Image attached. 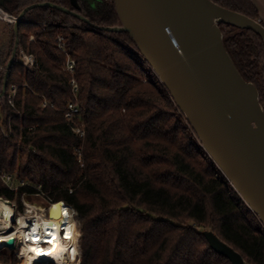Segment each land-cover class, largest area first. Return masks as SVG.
I'll return each mask as SVG.
<instances>
[{
	"label": "trees",
	"instance_id": "trees-1",
	"mask_svg": "<svg viewBox=\"0 0 264 264\" xmlns=\"http://www.w3.org/2000/svg\"><path fill=\"white\" fill-rule=\"evenodd\" d=\"M45 1L72 9L91 24L49 6L25 13L19 45L36 54L39 68L28 70L17 57L12 64L8 82L20 85L19 109H2L14 134L5 136L0 125V171L30 179L53 202L77 208L79 264H234L211 247L205 230L217 233L247 264H264L259 215L207 153L130 33L99 29L121 24L114 0H77L79 6L71 0H5L3 5L19 15ZM214 1L264 25L254 0ZM10 25L8 39L0 41V92L17 37ZM220 28L224 46L241 76L256 85L264 106L263 37L229 23ZM59 35L77 60L84 138L65 118L73 96ZM45 99L54 106H42ZM18 190L0 179V195L11 199L37 191ZM0 260L18 264L20 258L0 250Z\"/></svg>",
	"mask_w": 264,
	"mask_h": 264
},
{
	"label": "water",
	"instance_id": "water-1",
	"mask_svg": "<svg viewBox=\"0 0 264 264\" xmlns=\"http://www.w3.org/2000/svg\"><path fill=\"white\" fill-rule=\"evenodd\" d=\"M94 4V0H89ZM5 0H0L3 5ZM71 2L79 6L77 0ZM117 26L99 29L128 32L172 93L207 153L215 160L264 224V106L256 85L241 76L226 46L220 23L252 29L264 39V25L214 0H114ZM59 8L91 24L89 18L60 4H31L14 23L16 41L7 64L2 97L19 46V26L35 7ZM211 247L234 264H247L240 252L217 233L205 230ZM9 246L8 244H5Z\"/></svg>",
	"mask_w": 264,
	"mask_h": 264
},
{
	"label": "built area",
	"instance_id": "built-area-1",
	"mask_svg": "<svg viewBox=\"0 0 264 264\" xmlns=\"http://www.w3.org/2000/svg\"><path fill=\"white\" fill-rule=\"evenodd\" d=\"M16 14L8 11L4 5H0V19L7 22L8 24L12 23L14 24L17 20ZM35 37L34 35L31 36V40H33ZM57 46L60 50H62L66 54V61L63 64L64 69L71 74V81L70 85L72 87V96L73 99H71L65 108V118L66 122L69 127L72 128L73 132L77 133L80 135L82 138L86 136V129H85V123L83 119V114L81 111V104H80V96H79V91H80V82L77 80L76 77V70H77V60L74 57V55L70 52L68 46H67V41L65 36L59 35L57 38ZM18 54H17V60L28 70H35L38 69V59L35 53L28 51L27 49L25 50L22 45L18 46ZM0 68L3 69L4 67L0 65ZM20 90V85L18 83H11V85L8 84L7 89L5 94L0 97V125L3 130V133L7 137H12L14 134V128L12 125V120L10 117H8V123L6 124L4 122L5 118L7 116L5 113L2 112L3 106H7L10 108L14 109H19L18 105V92ZM3 98V100H1ZM50 104L51 106H54L53 103H49L47 99L43 101L42 106H47ZM33 129V127H31ZM20 138H25L24 135H22ZM34 150H36V147H33ZM81 149H77V154L79 157V160L82 161L83 164V157L81 153ZM0 179L4 184H6L11 190H16L19 191L18 189L22 187H32L36 189L37 191L35 192H29L28 190L24 191L21 195V200L17 199V197H14V199H11L5 195H0V197L4 198L6 201H8L14 208V216L17 217L13 220V226H18L19 222L17 221L18 217L21 215L24 217H27V232L31 231H39L37 229V213L39 210L37 208H34L33 206L29 205L25 201V196H30V195H38L41 200L43 205L49 206L53 202V200L50 198V196L47 194V192H44L43 189L41 188V185L36 184L35 182L31 181L30 179H26L24 177L19 176L17 173H7V172H2L0 171ZM57 203V202H56ZM58 203H65L63 200L59 201ZM67 204V203H66ZM69 207L71 208V213L74 219L77 220L78 222V210L74 206L69 204ZM43 213V212H42ZM46 215H48V211L46 210ZM78 224V223H77ZM67 229L63 226H61L60 234L61 237H64L65 239H70V236L67 235ZM39 237L32 235L27 236L25 238V243H35V244H41L46 246L47 240L49 241L50 239L48 237H45L44 233H40L38 235ZM50 242V241H49ZM23 242H18L16 243V246L12 245H3L0 247V250L3 249H8V250H16L18 249V257L21 259V264L23 263Z\"/></svg>",
	"mask_w": 264,
	"mask_h": 264
},
{
	"label": "bare ground",
	"instance_id": "bare-ground-1",
	"mask_svg": "<svg viewBox=\"0 0 264 264\" xmlns=\"http://www.w3.org/2000/svg\"><path fill=\"white\" fill-rule=\"evenodd\" d=\"M25 201L37 208V229L39 231L27 232V217L20 216L18 226H13L15 217L13 206L0 197V247L8 244L13 245L23 242V263L22 264H76L80 253L78 244V222L71 213L69 204L52 203L49 206L43 205L38 195L25 196ZM46 210L48 215H46ZM43 212V213H42ZM61 226L71 231L70 239L61 237ZM44 233L48 237L46 246L35 243H25L27 236L31 237ZM0 264H6L0 260Z\"/></svg>",
	"mask_w": 264,
	"mask_h": 264
},
{
	"label": "rangeland",
	"instance_id": "rangeland-1",
	"mask_svg": "<svg viewBox=\"0 0 264 264\" xmlns=\"http://www.w3.org/2000/svg\"><path fill=\"white\" fill-rule=\"evenodd\" d=\"M10 29H11V25L9 26V24L7 22H5V21H3V20L0 19V41L8 39V37H9L8 36V33H9ZM41 202H42V200H41ZM77 219H78V217H77ZM77 226H78V229H79L77 235H78V244H79L80 253L78 255V261H77L76 264H79L80 263V260H81V256H82V250H81V246H80V237L82 236V234H81L80 220L79 219H78V225ZM67 233H68L67 235L70 236V234L72 232L67 230ZM12 246H15V244H13ZM3 250L6 251V252H8V254L10 256H14V255L15 256H18V253H19L18 252V249H16V250L3 249ZM6 264H11V263H6ZM18 264H21V259H20V261H19Z\"/></svg>",
	"mask_w": 264,
	"mask_h": 264
},
{
	"label": "crops",
	"instance_id": "crops-1",
	"mask_svg": "<svg viewBox=\"0 0 264 264\" xmlns=\"http://www.w3.org/2000/svg\"><path fill=\"white\" fill-rule=\"evenodd\" d=\"M254 3L259 10L261 19L264 21V0H254Z\"/></svg>",
	"mask_w": 264,
	"mask_h": 264
}]
</instances>
